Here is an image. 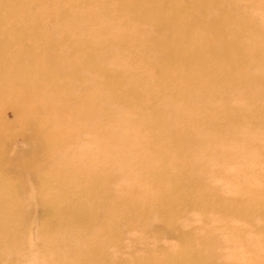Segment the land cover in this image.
Instances as JSON below:
<instances>
[{
    "label": "bare ground",
    "instance_id": "bare-ground-1",
    "mask_svg": "<svg viewBox=\"0 0 264 264\" xmlns=\"http://www.w3.org/2000/svg\"><path fill=\"white\" fill-rule=\"evenodd\" d=\"M122 7L130 9L135 18H142L146 25L131 28L127 21L118 28L97 25L86 34L87 41L81 40L83 62L72 61L71 65L59 62L57 65L62 70L59 75L55 72V62L51 70H44L39 63L36 68L39 80L32 77L24 81L33 91L36 83L52 82L57 77L77 79L79 83L75 87L67 82L61 86L74 90L70 96L61 97L62 90L57 84H52L51 89L59 96L51 99L44 98L40 90L37 94L22 93L15 87V95H11L7 92L8 83L0 86V201L11 206L7 211L0 203V230L12 218L31 217L32 208L38 201L43 202L42 196L47 193L56 195L59 191L72 190L77 206V211H67L58 201L53 202L63 216L60 234L54 236L53 245L44 247L46 241L36 234L37 239L24 244L18 238L17 247L14 235L7 237L0 231V264H29L40 257L37 253L41 251L45 257L52 254L51 264H76L85 261V256L97 259L99 264H111L102 259L103 254L108 258L102 245H93L94 239L85 241V237L76 236L77 223L81 227L85 214L98 225L117 216L124 217L120 207H132L147 200L148 191L156 194V209L161 215V223L152 225L157 232L173 233L179 229L178 206H193L204 221L209 219L210 212L223 218L240 217L249 223L254 213L264 217V26L261 20L264 0H123ZM209 9L212 10L208 12ZM251 12H257V16L253 17ZM109 14L112 15L111 11ZM226 24L233 28L227 29ZM70 28L71 34L77 29L85 33V22L78 19L70 23ZM196 28H201L198 33ZM111 29L113 33H109ZM203 32L213 33L212 38L223 49L218 51L209 46V38L203 37ZM69 34L66 30L62 32L68 38ZM103 34H108V43L115 48L103 56L117 67L114 73L97 57L104 45H91ZM232 35L238 39L233 36V42L229 41ZM85 51L86 67L101 73L102 79L97 83L102 84L103 91L114 101L128 103L133 117L119 123L121 119L111 107L114 101L101 100L97 88L85 82ZM117 51L124 58L113 56ZM29 76L23 70L21 79ZM201 87L211 93L207 101L198 96ZM163 97L171 104L183 101V109L173 104L169 106L171 114L164 115L159 106ZM6 108H12L16 114L13 127L29 139L30 151L21 158L12 157L4 146L10 133L1 116ZM80 137L85 138L86 144L99 141L108 151L92 158L89 146V162L85 157L63 160V153L70 150L69 144ZM145 145L150 146L153 156L142 158ZM85 161L93 173L89 177H85V168L79 165H85ZM49 164L53 165L54 177L41 178L42 193L28 197L25 187L19 192L14 183L6 180L21 175L38 178ZM69 173L77 177L67 178ZM122 174H132L137 179H123ZM212 181H217L223 190ZM103 184L105 188L116 187L119 195L113 192L112 199L116 202L113 207L97 202L95 190ZM110 192L103 193L106 201ZM87 203L89 207L85 211ZM133 211L142 216L144 223L147 209L134 207ZM32 231L37 230L32 228ZM180 234V239H186L182 230ZM108 238L110 244L116 245L112 231ZM260 243L264 246V237ZM240 244L244 249L251 248L245 241ZM180 254L185 261L188 259L185 243L167 264H175L173 261ZM198 254L196 264L204 263L205 253ZM233 257L230 251L229 258ZM254 257L246 264H252ZM142 262L157 263L149 258ZM179 262L182 263V258Z\"/></svg>",
    "mask_w": 264,
    "mask_h": 264
},
{
    "label": "rangeland",
    "instance_id": "rangeland-1",
    "mask_svg": "<svg viewBox=\"0 0 264 264\" xmlns=\"http://www.w3.org/2000/svg\"><path fill=\"white\" fill-rule=\"evenodd\" d=\"M253 1L251 0V2ZM122 4L123 0H65L61 2L58 0H0V86L8 83L7 92L10 91L11 95H15V87L20 89L22 93L34 91L37 94V91L40 90L43 97L49 99L59 96L52 91V84H57L61 88L67 82L71 87H75L79 83L77 79H61L57 77L52 82L36 83L32 91L24 81L30 80L32 77L39 80V75L36 73L39 63L44 70H51L53 69L51 65L55 62V72L59 75L62 73V70L57 65L59 62H63L64 64H70L72 61L83 62L84 58L80 50L83 46L81 40L87 41L88 37L86 34L95 29L97 25H114L118 28L124 21H127L131 28H140L146 25L142 18H135L133 12L127 7H122ZM151 4L153 3L151 2ZM211 10L209 9L208 12ZM110 11L112 15L109 14ZM117 14L122 15L124 18L118 17ZM251 15L256 17L257 12H251ZM78 19L81 23L85 22V33L83 29H77L76 32L73 31V34H71L70 23ZM261 20L264 26L263 15H261ZM225 27L229 30L233 28L231 24H226ZM199 29H195L197 33ZM63 30L70 33L69 38L68 35L62 36ZM112 31L113 29L109 33H113ZM208 34L206 35L203 32V37L209 38V46L214 47L218 51L223 49L220 45L221 43L212 38L213 33ZM233 36L235 35L228 38L229 41L233 42ZM64 37L66 38L64 39ZM234 38L238 39L236 36ZM98 43L104 45L97 52L98 59L104 61V67L106 65L111 67L114 73L117 67L103 59V56L115 49L108 43V34L97 37L91 45L96 46ZM114 54L124 58L120 54V51L113 53V56ZM86 56L87 51H85V71L83 72L85 82H91V86L93 85L97 88L101 100L114 101L110 94L103 91L102 84L99 85L97 83L98 79H102L101 73L97 69L94 70L93 67H86L88 64L86 60L88 57ZM23 70H27L30 73L28 79H21ZM205 72L208 73V71ZM172 74L176 75L175 72H172ZM61 90V97H68L74 92V90H70L67 87L61 88ZM197 91L198 96H203L206 101L210 98L211 93L208 92L206 87H201ZM173 104L183 109V101H177ZM173 104L163 97L159 106L164 110V115L171 114L169 106ZM111 107L115 115L121 119L119 123L125 122L122 119L133 117L128 103L114 101ZM185 115L192 116L189 113H185ZM1 116L2 121H5L4 123L9 126L10 130L4 146L14 158H21L27 155L30 151L29 139L26 134L17 131L13 127L16 121L14 110L6 108ZM89 146L92 158L103 155L105 150L108 151L107 146H102L99 141H95L94 144H86L85 138L80 137L69 144L67 148L70 150H66L63 153V160L65 158L72 160L75 157L79 160L85 157V160L89 162V158L87 157ZM135 155L139 157V154L135 153ZM149 155L153 156V153L150 146L145 145L142 158L149 157ZM87 161H85V165H83L84 163H79L81 168H85V177L93 174L91 167L87 168ZM52 168L53 165L49 164L47 169L38 175V178L34 177V179H31L25 175H21L17 179L7 177L6 180L14 183L15 189L19 192H22L25 187L29 197L34 193L44 192L43 190L40 191V180L42 177L47 179L54 177ZM75 177L77 176L74 173L67 174V178L73 179ZM122 177L123 179H133L134 181L137 179L132 174H122ZM212 184L223 190V187L219 186L217 181H212ZM169 185L170 183L167 184V186ZM76 188L78 189V187ZM105 190L112 191L107 201L103 198ZM113 192L115 196L118 194L116 187H113V185H106L105 188V184H103L102 187L96 188L95 193L98 194L97 202H106L103 206L110 205L113 207L114 204L116 205V202L112 199ZM74 195L75 193L72 190H68L66 193L59 191L56 195L47 193L45 196H42L43 202L38 201L36 206L32 208L31 217L27 218L23 215L16 220L12 218L8 221L9 223L1 225L4 227L0 231L4 232L7 237L14 235L12 238H15V244H12L17 247L19 246L18 238H21L24 244L26 241L37 239L36 234L37 236L39 235L41 241H46L44 247L53 245L56 242L54 236L60 234L58 231L63 224V216L59 210L55 209L53 202L58 201L67 211L68 209L69 211H77ZM77 195H79V191ZM89 195L91 194L89 193ZM148 196L147 200H143L141 203L138 202V204L134 203L132 207H120L124 217L117 216L99 225L97 221L95 224L93 219L85 214L81 227L78 223L77 227H75L74 231H77L76 236L80 238L85 237V241L94 239L96 244L93 245H102L104 252L108 254V258L103 254L102 259H107V263L111 264H118L120 261H122L121 264H138L139 262L143 264L142 260L145 258H149L150 261H157L156 264H167V260L172 257L171 255L178 254L179 247H183L184 243L188 251V259L185 261L183 254H180V256L175 257L177 259L173 261L176 262L175 264H196L198 253L201 252L205 253L203 255L205 262L201 264H221V261H231V264H236V262L246 264L248 260H251L249 259L251 256H255L251 261L252 264L264 263V246L260 243L264 237V217L261 218L254 213L252 215V222L249 223L240 217L231 216L223 218L216 213L210 212L208 214L209 219L204 221L193 206H178L177 210L179 212L176 220L179 229L177 228V231L175 230L173 233H166L165 231L157 232L155 229H152L153 224L157 225L161 223V215H159L156 209V200H154L156 194L148 191ZM85 200L87 201L86 196ZM91 201H88L89 204ZM0 203L2 202L0 201ZM2 204L5 205L7 211L11 209L8 203ZM89 204L87 203L85 211L88 210ZM134 207H139L140 210L141 208L147 209L144 223L142 222V216L133 211ZM180 212H182L181 216ZM150 222L151 225H149ZM32 228H35L37 231H32ZM146 230H148L147 233L145 232ZM181 230L185 233L186 239L184 240L179 238L182 237L180 234ZM107 231L110 234H107ZM111 231L113 237L116 239V245L110 244L108 236L111 235ZM48 239L53 242H49ZM243 241L250 245L251 248L248 246L249 249H244L242 244H240ZM57 248L61 249L60 246ZM230 251L234 255L232 259L229 258ZM37 254L40 257L31 260L29 264H37L39 261L40 264L52 263V254L46 257L42 251ZM181 258L182 263L179 262ZM99 263L97 259L85 256V261L81 260L76 264Z\"/></svg>",
    "mask_w": 264,
    "mask_h": 264
}]
</instances>
